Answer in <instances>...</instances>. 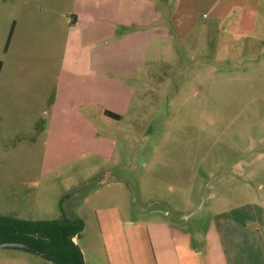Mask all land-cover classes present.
Masks as SVG:
<instances>
[{
    "label": "rangeland",
    "instance_id": "1",
    "mask_svg": "<svg viewBox=\"0 0 264 264\" xmlns=\"http://www.w3.org/2000/svg\"><path fill=\"white\" fill-rule=\"evenodd\" d=\"M73 1L0 0V216L52 221L61 205L84 222L74 242L85 264H154L148 232L166 221L188 232L185 244L192 236L186 259L241 264L233 246L216 254L208 226L264 197V54L237 50L243 37L222 43L196 12L190 46L154 39L131 76L100 73L92 41L108 32L72 27ZM98 74L131 87L122 121L88 103L109 90L95 88ZM78 98L86 104L63 106L71 115L60 118L58 103ZM0 264L53 263L0 248Z\"/></svg>",
    "mask_w": 264,
    "mask_h": 264
},
{
    "label": "crops",
    "instance_id": "2",
    "mask_svg": "<svg viewBox=\"0 0 264 264\" xmlns=\"http://www.w3.org/2000/svg\"><path fill=\"white\" fill-rule=\"evenodd\" d=\"M73 4V10L77 9L79 13L75 14L72 27L80 24L86 25L85 28L90 33H95L96 29L108 32L107 38L104 35L94 39L96 43L92 41L93 49L95 46L100 47L90 52L91 67L93 71L95 68L100 73L105 72L108 67V70L118 77L131 76V73L144 63L150 43L154 39L160 46L167 40L181 44L180 49L190 46L191 34L197 27L193 18L196 12L207 16V24L201 27L203 30L210 28L207 33L219 26L222 43L229 45V36L243 37L245 41L241 45L237 44V50L241 47L242 53L249 51V55L253 57L264 54V51L259 49L264 42V0H75ZM158 4H168L169 7L163 11ZM168 10H172V13ZM205 36L207 42L208 35ZM245 36L252 39L248 42V50H244L247 47ZM78 40L79 43L80 39ZM193 43L195 46V39ZM81 63L77 60L76 66L74 65L79 68L76 72H79ZM93 81L96 89L101 88L103 84H109V90L103 99L93 98L88 103L102 105L98 114L101 117L122 121L131 100V87L119 83L117 78L108 79L101 74L95 76ZM76 102L77 105L86 104L81 98L73 101L64 99L58 103L57 111L62 106L58 116L70 119V108L63 106ZM105 112L113 113L119 116V119L110 118ZM76 116H79V113ZM255 204L253 207L241 206L221 213L219 223L208 226V233L213 228L218 234L215 238L217 248L221 251L216 254L224 255L223 250L233 246L237 249L234 255L240 251L241 264H264V197ZM174 229L180 232H177V235L172 233L170 239V230ZM180 229V225L166 221L153 225L150 231L148 230L154 264L197 263L192 258L186 259L191 256L195 245L192 236L190 243L185 244L182 241L184 234L188 232H182ZM216 263V258L214 261L212 259L211 264Z\"/></svg>",
    "mask_w": 264,
    "mask_h": 264
},
{
    "label": "trees",
    "instance_id": "3",
    "mask_svg": "<svg viewBox=\"0 0 264 264\" xmlns=\"http://www.w3.org/2000/svg\"><path fill=\"white\" fill-rule=\"evenodd\" d=\"M11 33L12 30L8 40ZM105 115L119 119V116L110 112H105ZM60 211L61 216L52 221L0 216V243L26 244L42 252L44 257L53 264H82L74 239L78 240L84 229V222L79 218L67 217L61 205Z\"/></svg>",
    "mask_w": 264,
    "mask_h": 264
},
{
    "label": "water",
    "instance_id": "4",
    "mask_svg": "<svg viewBox=\"0 0 264 264\" xmlns=\"http://www.w3.org/2000/svg\"><path fill=\"white\" fill-rule=\"evenodd\" d=\"M76 244V242H75ZM0 248H15V249H22V250H27L29 252H32L34 254H38L40 256H45L42 252L29 247L26 244H22V243H13V242H4V243H0ZM76 249H77V253L79 255L80 261L82 264H85V260H84V256L79 248V246L76 244Z\"/></svg>",
    "mask_w": 264,
    "mask_h": 264
}]
</instances>
